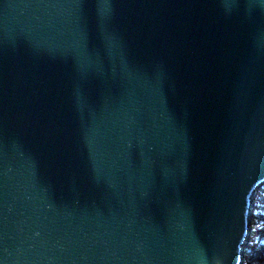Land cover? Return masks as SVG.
I'll list each match as a JSON object with an SVG mask.
<instances>
[{"label":"water","instance_id":"95a60500","mask_svg":"<svg viewBox=\"0 0 264 264\" xmlns=\"http://www.w3.org/2000/svg\"><path fill=\"white\" fill-rule=\"evenodd\" d=\"M264 191V0H0V264H244Z\"/></svg>","mask_w":264,"mask_h":264},{"label":"trees","instance_id":"16d2710c","mask_svg":"<svg viewBox=\"0 0 264 264\" xmlns=\"http://www.w3.org/2000/svg\"><path fill=\"white\" fill-rule=\"evenodd\" d=\"M256 215L264 222V196L259 198ZM256 242L247 248L245 264H264V225L257 229Z\"/></svg>","mask_w":264,"mask_h":264},{"label":"rangeland","instance_id":"374dc122","mask_svg":"<svg viewBox=\"0 0 264 264\" xmlns=\"http://www.w3.org/2000/svg\"><path fill=\"white\" fill-rule=\"evenodd\" d=\"M257 210H258V208H257ZM255 225H257V226H263L264 225V222H261L260 218L257 215L255 217Z\"/></svg>","mask_w":264,"mask_h":264}]
</instances>
